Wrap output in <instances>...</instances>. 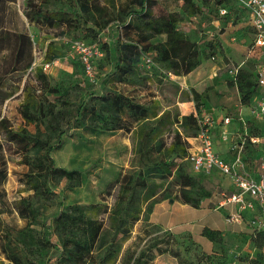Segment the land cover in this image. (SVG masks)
<instances>
[{
	"label": "trees",
	"instance_id": "1",
	"mask_svg": "<svg viewBox=\"0 0 264 264\" xmlns=\"http://www.w3.org/2000/svg\"><path fill=\"white\" fill-rule=\"evenodd\" d=\"M15 1L0 0V72L5 69V73L24 70L33 63L30 35L24 30L5 27L8 5ZM107 2L112 10L99 0H23L22 13L29 24L57 29L59 35L73 31L85 33L90 38L85 40L88 43H99L100 31L115 21L120 38L110 46L102 44L107 58L113 62L109 73L112 83L139 85L150 81L149 74L138 72V67L147 68L143 57H150L174 76L190 73L209 58L208 51L215 58L214 43L205 46L208 50L199 48L197 42L179 30L175 12L148 14L155 0H125L117 5L113 0ZM215 3L221 19L236 5L233 0H215ZM201 7L197 0L182 3V10L188 16L199 13ZM221 8L226 9L224 15L220 14ZM250 29L253 33L252 26ZM50 47L51 43L44 52V63L54 59ZM246 63L236 75L228 71V80L236 86L242 104H248L258 95L256 61L250 59ZM73 91L83 94L71 99ZM180 94L178 101H194L197 114H181L178 108L163 109L154 98L141 102L113 86H104L98 93L79 82L70 85L53 82L41 67L34 68L33 82L24 83L17 107L24 123L10 127L4 117L0 118L6 140L14 153L20 155L19 162L26 166L19 180L28 194L7 205L0 192V215L15 211L26 221L33 242L22 246V264H119L120 253L135 224L148 220L157 203L176 199L181 204L201 207L211 192L197 177L200 173L191 169L188 138L199 132V119L203 117L200 100L207 98V94L194 88L181 90ZM30 124L34 130L28 128ZM77 129L129 134L131 166L107 183L101 203L73 202L61 205L51 217H42L45 203L60 196L61 181L69 189L83 183L81 169L58 165L52 154ZM3 150L0 144V158ZM1 163L0 184L6 176V160ZM107 196L113 197L110 205L105 203ZM2 229L5 237L16 241L8 230ZM200 234L221 246L224 244L220 229L204 226ZM250 237L255 247H264V231L250 230ZM147 251L148 248H141L131 264H155ZM171 254L179 257L174 251ZM247 264H264V252L258 251Z\"/></svg>",
	"mask_w": 264,
	"mask_h": 264
},
{
	"label": "rangeland",
	"instance_id": "2",
	"mask_svg": "<svg viewBox=\"0 0 264 264\" xmlns=\"http://www.w3.org/2000/svg\"><path fill=\"white\" fill-rule=\"evenodd\" d=\"M113 1L116 5L125 2V0ZM99 2L112 10L107 0H99ZM155 2L156 4L148 10V14L155 16L160 11L175 12L179 19V30L189 39L197 42L199 48L206 49L205 46L209 42H213L217 47L215 58H211V52L208 51L209 58L202 62L209 69H213L214 66L219 67V69L214 68L216 76L211 78L214 85L216 81H222L227 88H230L233 84L228 80L229 69L239 65L242 61H244L242 66H246L247 61L255 60L256 54L249 52V43L253 38L250 29V15L242 3L235 1L236 5L233 10L226 18L221 19L217 13L215 0H197L202 7L201 11L194 16H188L183 12V0H155ZM8 8L5 27L26 31L33 45V63L30 67L18 72L5 73V69L0 72V118L4 117L8 126L17 127L24 123L17 107L22 99L24 83L33 82L35 67H41L53 82L64 81L67 85L79 82L82 86L89 87L98 93L104 86H113L138 101L147 102L154 98L163 109L178 108L181 113L177 105L181 96L180 91H189L192 88L183 87L187 74L170 77L166 70L154 61L150 67H145V69L138 67V72L149 74L152 77L145 84L133 85L110 81L109 73L113 62L107 58L102 44L110 46L120 38V28L116 27L115 21H110L100 31L99 43H88L86 41L90 39L89 36L82 32L73 31L59 35L57 29L29 24L22 13L23 0H16L9 4ZM239 31L242 32L241 35L238 34ZM73 41H82L86 45L96 43L95 53L91 56L92 75L85 72L80 55L71 46ZM49 43L52 44L50 48L54 59L46 67L47 63L43 62V55ZM58 54L60 56H57ZM208 90L209 87L201 93L205 95ZM82 94L73 91L70 98L74 99ZM248 106L243 116L244 120L239 119L236 122L237 129L232 132V128H223L226 129L227 138L224 140L222 136L213 137V143L215 139L217 147H219V140H222L224 146H235L243 141V156L249 163V171L256 174L259 161L264 156V140L257 145L249 141V136H260L261 120L253 98ZM199 107L201 110V106ZM28 128L34 130L32 124L28 125ZM0 144L4 149L3 158H0V168L3 167L2 160H6V176L0 184V192L3 193L6 204L10 205L18 196L28 194L23 191V185L19 180L26 166L19 162L20 155L14 153L2 128H0ZM230 151L229 158L235 157L238 148L232 149L231 147ZM52 154L58 165L81 169L84 179L80 186L71 189L65 186V181H61L58 186L60 196L45 203L42 217H51L61 205L73 202L101 203L107 183L115 180L120 173L130 168L132 141L129 134L121 131L93 133L77 129L72 137H65L62 147ZM188 171L192 173L191 169ZM197 177L210 190L211 196L204 200L200 208L183 205L176 202V199L163 200V205L156 206L152 219L150 215L148 220H140L136 223L130 239L122 248L118 258L119 264H131L133 255L135 256L141 248H148L146 254L156 264H177L171 254L173 251L179 255L177 257V259L180 258L179 264H247L258 251L264 252V247L261 249L255 247L250 237L251 229L246 223L226 224L224 222L230 206L219 207V201L221 192L230 190V179L217 171L200 173ZM112 202L113 197L107 196L105 203L110 205ZM0 216L2 228L8 230L17 241H11L5 237L3 229L0 228V264H22L21 258L24 254L22 246L33 244L26 221L21 219L15 211L3 212ZM204 226L220 228L224 233V244L221 246L203 237L200 231Z\"/></svg>",
	"mask_w": 264,
	"mask_h": 264
},
{
	"label": "built area",
	"instance_id": "3",
	"mask_svg": "<svg viewBox=\"0 0 264 264\" xmlns=\"http://www.w3.org/2000/svg\"><path fill=\"white\" fill-rule=\"evenodd\" d=\"M242 3L248 9L250 24L254 30L249 52L256 54L255 72L258 95L255 108L260 116V136H249L252 144H258L264 138V0H233ZM226 9L221 8L220 14L224 15ZM71 46L80 55L85 72L92 75L91 56L95 53V44L86 45L82 41H73ZM92 48L94 50H92ZM256 50V51H255ZM252 53V54H253ZM145 65L149 67L153 64L150 57H143ZM244 64L229 69L231 75H236L238 69ZM48 63L46 64V67ZM170 77H173L168 72ZM229 116L224 117L222 125L230 123ZM217 120L211 115H204L199 119V132L195 137H191L194 142L189 141L188 160L191 169L196 173L220 172L230 179L232 188L229 191L221 192L219 207L233 205L234 209L225 216L228 224L246 223L251 231H264V156L261 157L257 166V173L249 171V163L242 153L243 141L232 146L238 148L237 155L227 159L219 155L213 144V130L217 125ZM222 139L227 138L226 129L221 131ZM241 144V145H240Z\"/></svg>",
	"mask_w": 264,
	"mask_h": 264
},
{
	"label": "crops",
	"instance_id": "4",
	"mask_svg": "<svg viewBox=\"0 0 264 264\" xmlns=\"http://www.w3.org/2000/svg\"><path fill=\"white\" fill-rule=\"evenodd\" d=\"M216 26H217V23H216ZM250 27H251V24H250ZM241 33L242 32L239 31L238 34L241 35ZM233 38H231V39H233ZM214 68L219 69V67H217V66H214ZM214 68L209 69L206 67V64H204V63L200 64L198 67L193 69L190 73H188L185 76V85L183 87H185V88L192 87V88L196 89L198 92H202L203 90H205V88L209 87V90L207 91V98H204V97L202 98V105H200L201 106V112H202L203 116L208 114L217 120L218 124L216 125V127L213 130V137H216V136L220 137L221 136V129H223V128H228V127L232 128V132L234 131V129H237L236 128V125H237L236 122L239 119L244 120L243 116L246 114L247 108L249 107L248 106L249 103L248 104H242L241 103L240 95H239V92H238L235 85L231 86L230 88H227V86L222 81H220V82L216 81V84L214 85L213 80L211 79V78H214V76H216V70H214ZM256 100H257V97L253 98L254 104H256ZM177 105H178L179 109H181V114H188L191 112L194 114H197V111L195 108V103L193 100L178 101ZM226 116H229L231 118L230 123L227 125H222L221 120ZM236 132H237V130H236ZM213 137H212V139H213ZM189 140L191 142H194V140L192 138H189ZM262 140H264V138H262ZM213 144H214L215 151L219 155H221L227 159L232 158V157L229 158V155L231 152L230 150L232 147L231 145L230 146L229 145L224 146V143L222 142V140H219V145H218L219 147H217V143L215 142V139H214ZM255 145H257V144H255ZM231 188H232V184H231ZM176 202H178V201H176ZM203 202H204V200L202 201V203ZM163 203H164L163 201L157 203L154 207L153 212L155 211L157 205H163ZM183 205H185V204H183ZM227 206H230L228 212H230L234 209L233 205H227ZM153 212L151 214V219L153 216ZM224 222L226 224H228L225 221V218H224ZM136 225L137 224H135V226ZM216 229H220V228L217 227ZM133 257H134V255H133ZM173 258H174V261L177 264H179L180 258L179 259H177V257H173ZM155 264H156V262H155Z\"/></svg>",
	"mask_w": 264,
	"mask_h": 264
},
{
	"label": "water",
	"instance_id": "5",
	"mask_svg": "<svg viewBox=\"0 0 264 264\" xmlns=\"http://www.w3.org/2000/svg\"><path fill=\"white\" fill-rule=\"evenodd\" d=\"M170 201H172V199H170Z\"/></svg>",
	"mask_w": 264,
	"mask_h": 264
}]
</instances>
